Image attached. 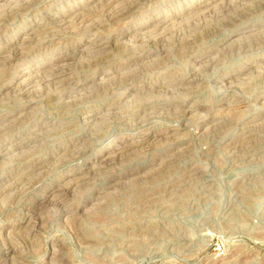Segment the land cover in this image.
Wrapping results in <instances>:
<instances>
[{"label": "rangeland", "instance_id": "rangeland-1", "mask_svg": "<svg viewBox=\"0 0 264 264\" xmlns=\"http://www.w3.org/2000/svg\"><path fill=\"white\" fill-rule=\"evenodd\" d=\"M79 1L22 0L0 8V56L13 40L34 37L3 65L0 152L3 143L40 135L0 154V264H264V0L212 16L207 0H122L95 7L83 23L57 22L93 4ZM187 7L207 15L201 27L189 23L159 43L132 36L162 18L187 16ZM130 27L134 32L125 34ZM37 28L43 31L33 33ZM97 35L112 45L93 54L78 48ZM158 51L160 58L143 57ZM58 57L71 71L57 86L2 91L6 81ZM244 66L245 73L221 77ZM188 71L200 79L182 87L163 83ZM110 76L114 85L106 88ZM83 83L89 87L73 93L80 96L65 94ZM232 99L243 103L231 106ZM90 110L101 114L87 119ZM165 128L176 134L108 156ZM149 161L145 170L115 179ZM110 180L116 184L100 190Z\"/></svg>", "mask_w": 264, "mask_h": 264}, {"label": "bare ground", "instance_id": "bare-ground-1", "mask_svg": "<svg viewBox=\"0 0 264 264\" xmlns=\"http://www.w3.org/2000/svg\"><path fill=\"white\" fill-rule=\"evenodd\" d=\"M22 1V0H20ZM19 0H0V8L3 7V10L6 9L5 11H7L8 8H13L14 5L18 4V2L20 3ZM83 2L84 0H80L79 2ZM124 1V0H123ZM244 1H247V0H207L206 2V5H205V9L209 12V16L211 15H214V14H219V13H224V12H228V11H231L234 7H236V3H239L242 4V2ZM4 2H6L4 4ZM78 2V3H79ZM203 2V1H202ZM3 3V4H2ZM90 3H93L92 5L88 6V7H85L83 10L77 12V13H73L70 17H64L62 20H59L60 17L64 16L63 14L60 15L59 19L57 20V22L59 21L60 23H62L63 25H65L66 27H69L71 25V22L73 21H79L80 23H83L85 21H88L90 20L91 18H93L95 16V13L97 12V9L95 7H100V8H103L105 10L109 9L110 7H112L115 3H117V5H121L123 2L122 0H89L87 2H84L83 4H81L80 6L83 7L85 5H88ZM15 5V6H16ZM124 5V4H123ZM238 5V4H237ZM116 6V5H115ZM114 6V7H115ZM204 6V4H203ZM80 7V8H81ZM188 8V7H187ZM197 8V7H196ZM200 8V7H198ZM203 7H201L202 9ZM113 9V8H112ZM123 9V8H122ZM2 10V9H1ZM119 11V10H118ZM121 11V10H120ZM187 13V16H184V17H179V18H176L174 21H172V18H169V20H165L167 17L165 18H162L160 19V21L158 22H155L154 24L152 25H149V27L144 30L143 32L141 31H137L135 34H133L132 36L134 38H140V39H144L145 42L147 41H152V42H156V43H159L161 40H162V37L167 34L168 32H176V30H179L180 28L184 27L185 25L187 24H195L197 26V24L201 23L202 22V19H204L205 16L207 15H202V17L200 16V10L199 11H195V10H191V8H188L187 10H185ZM3 12V11H2ZM9 12V11H8ZM99 12V11H98ZM123 14V13H122ZM97 15V14H96ZM101 15V13H100ZM177 16H180V15H177ZM77 18V19H76ZM206 18V17H205ZM71 20V21H70ZM37 21V20H36ZM176 23V24H175ZM203 23L200 24V27ZM60 25V24H59ZM87 25V23L85 24ZM178 25V26H177ZM191 25V26H192ZM189 26V25H188ZM187 26V27H188ZM194 26V25H193ZM195 27V26H194ZM193 27V28H194ZM199 27V25H198ZM246 28V26H245ZM244 28V29H245ZM135 28L134 27H130L128 28L127 32L125 34H129L131 32H134ZM181 30V29H180ZM241 30V28L237 27V28H233V30L231 31V34L229 35V38L227 40H229L231 38V36L233 34H235L237 31ZM43 29L41 28H37V29H34L33 30V33H40L42 32ZM183 31V30H182ZM180 32V31H179ZM100 34V33H99ZM252 36V35H251ZM28 37V38H27ZM25 39H22V43L20 44H16L18 41L17 39L13 40L12 43L9 44L8 47H11L10 49H7L8 47L6 48H2L3 51H7V54L4 55V56H0V79L3 80L4 76H7V71H6V65L3 66L4 64H6L7 62H10L14 59L15 55L22 51L23 48L25 47H29V45L26 43V40H32L34 37L32 34H29ZM245 38V37H244ZM249 38V37H248ZM164 39V38H163ZM233 41V40H232ZM144 42V41H143ZM113 43V40H105L103 37L101 36H93V37H88L86 38L84 41H82L79 45H78V48H82L84 49V51H89V53L93 54L95 52H101L105 49H108ZM77 49V48H76ZM214 49H211L209 51H205V52H201L199 55H198V58H203L205 56H210L212 54V52ZM2 51V52H3ZM75 52V51H74ZM73 54V52H72ZM78 54V53H77ZM103 54V53H102ZM160 54H161V51H158L156 53H152V52H148V53H145L143 55V57H147V59L149 57H153V56H156V57H159L160 58ZM10 55V56H9ZM71 55V54H70ZM98 55V54H96ZM61 57H64V56H61ZM61 57H58L56 58V60L52 61L51 63L48 62H43V63H40L38 66L36 65L35 68H33V66L31 67V69L28 71V72H24L22 74H18L16 75L14 78H12V81H6V83L2 84L3 85V88H2V91L5 92L6 90H14L16 92H20V93H25L26 91H28V89H30L31 87L33 86H36V85H46V86H52L53 84H55L57 86V83L64 79L65 75L67 73H69L71 70L69 69L70 67H67L65 65H62V63H59L57 60L60 59ZM75 57V56H74ZM218 57V56H217ZM76 58V57H75ZM74 58V59H75ZM102 58V57H100ZM212 58H216V57H212ZM155 59V58H154ZM211 59V58H210ZM143 60V59H142ZM56 61V63H55ZM96 65V64H95ZM108 65V64H107ZM110 65V64H109ZM203 65V64H202ZM201 65V66H202ZM104 66V65H103ZM200 66V67H201ZM247 66H244V68L240 69V70H237L236 72H231V73H227V74H224L222 75L221 77L222 78H226V79H231L232 77H234L235 75L239 74V73H245V71L247 70L246 69ZM112 68V67H111ZM253 68V67H252ZM8 70V69H7ZM113 70V69H112ZM104 71H103V68L101 66L100 69H98L97 71H95V74L96 75H93L95 78L96 76H98L99 74H102ZM112 72V71H111ZM116 72V71H115ZM114 72V73H115ZM120 73V71L118 72ZM193 72H190L188 71L187 73H185V76L182 78V79H170L169 80H166L165 82H163L164 84H170V85H167V86H171V84L173 82H181L180 85L181 87L188 84V85H192L194 84L198 79H200L199 75L195 76V77H191L193 76L192 74ZM198 73V72H197ZM109 74V73H108ZM114 75V74H113ZM112 75V77H113ZM117 75V74H116ZM119 75H123V74H119ZM246 75V74H245ZM67 76V75H66ZM108 76V75H107ZM180 76V75H179ZM183 76V75H182ZM111 76L110 77H106L105 81H103L104 83L106 82L105 84V87L108 86V85H114V82H110L112 78ZM172 78V77H171ZM97 79V78H96ZM0 80V81H1ZM95 81V80H94ZM232 81V80H231ZM5 82V81H3ZM102 82V83H103ZM86 83V82H85ZM75 84V85H72L70 87H67L65 88V94L69 95V97L71 99L77 97V96H80L81 94H76L74 95L73 93L74 92H81L82 90L86 89L88 86V84ZM116 83V82H115ZM155 84V83H154ZM176 84V83H175ZM93 86L95 85H98L96 82L92 84ZM151 84L149 85H142V86H138V88L140 89H145V88H148L147 86H150ZM165 86V85H164ZM173 86V85H172ZM111 87V86H110ZM154 87V86H153ZM16 88V89H14ZM107 88V87H106ZM153 89V88H152ZM137 90V87H132L128 94H133V92H135ZM140 93L142 92L141 90H139ZM153 91V90H152ZM166 91V90H165ZM148 92V91H147ZM140 93H137L136 95L140 94ZM158 93V92H157ZM127 95V94H126ZM135 95V94H134ZM133 96V95H131ZM264 97V93H262L260 95V98H263ZM156 102V101H154ZM153 102V103H154ZM158 102V101H157ZM201 105L200 107H203V106H207V105H211L213 104L214 102L212 100H209V101H206L204 103L200 102ZM243 103L240 99H232L231 102H229V105H237V104H241ZM112 104H115V103H112ZM151 104V103H150ZM147 105V104H146ZM152 105V104H151ZM158 104H155L153 105L152 107H157ZM169 106V105H168ZM224 106V105H223ZM147 107V106H146ZM150 107V106H149ZM151 107V108H152ZM167 107V106H166ZM183 107V106H182ZM186 107V106H185ZM113 107H109L108 109H113ZM162 108V107H161ZM184 108V107H183ZM188 108V107H187ZM157 110V109H156ZM170 110V109H169ZM182 111V108L180 109ZM179 110V111H180ZM180 111V112H181ZM101 112V111H100ZM99 111H94V110H90V111H85L84 114L87 116L86 118L87 119H94L96 120L97 116H100V113ZM156 112V111H155ZM179 112V113H180ZM184 112V111H183ZM112 111H109L108 114L111 115ZM115 113V112H114ZM114 113H112L114 115ZM116 114V113H115ZM104 115H107V114H104ZM211 120H216L215 117H212L210 118ZM256 119H258L257 117H251L248 121L249 122H252V121H255ZM4 122V121H3ZM48 127V126H54L55 123H52L50 122V124H47V122L45 123ZM5 125V124H4ZM4 125L2 124L0 126V130L4 127ZM42 127V126H41ZM40 127V128H41ZM49 131V130H48ZM43 133V132H42ZM171 134H176V129L174 128H165V129H158V130H154L153 132H147L143 135V137H141L140 139H137L136 141H132L130 143H126L124 145H122L121 147L115 149L114 151H110V153L108 154V156L110 157H115L117 158V156H119L120 154L122 155L124 152H128V150H130L131 148L133 147H137V146H140V145H143L144 143L146 142H149L153 137H157L159 135H168L170 136ZM38 137H40V135H32L30 137H27V140L26 142H18V143H15V144H12V142H8V145L7 146V143L4 144L1 146L2 149H1V152L0 154L2 155H8L12 152H14L15 150H17L18 148H20L22 145L24 146L27 145V144H30V143H33L35 142ZM250 137V136H249ZM248 140V139H246ZM250 141V140H249ZM251 144V143H250ZM257 146V145H256ZM254 151V150H253ZM66 152V151H64ZM241 158V157H240ZM103 161V160H102ZM99 162V163H94V165H90L89 164V168H97V167H100L102 165H104L106 163V161H104V163ZM109 162V161H108ZM112 163V162H110ZM151 164V161L149 162H145L133 169H131L130 171L128 172H123L121 173L119 176L115 177V179H121L128 176V175H131L135 172H140L142 170H145L147 168L148 165ZM87 166V165H86ZM34 166H32L33 168ZM35 168V167H34ZM82 168V167H81ZM84 169V167H83ZM190 169V168H189ZM36 170V169H35ZM81 170V169H80ZM87 170V169H86ZM91 170V169H90ZM197 170V169H196ZM89 171V170H88ZM93 171V170H92ZM96 171V170H95ZM94 171V172H95ZM31 172V171H30ZM195 172V171H194ZM198 172V171H197ZM196 172V173H197ZM189 173H192L191 171H188L187 173V176ZM195 174V173H194ZM198 174V173H197ZM196 175V174H195ZM193 176V175H192ZM87 176L86 174L85 175H80L78 178H70L68 180V183L65 185V187L68 185H71L72 183H76L77 180H82V179H85ZM113 178V177H112ZM198 178V177H197ZM31 179V178H29ZM187 179V178H186ZM192 179V178H191ZM111 181V180H110ZM118 181V180H117ZM67 182V181H66ZM115 182V181H114ZM113 181H111L110 183H107L106 186L102 187L100 190H103L104 188H107L109 186H114L116 184V182L114 183ZM60 186H63V185H60ZM72 187V186H71ZM60 188V187H59ZM63 187L60 188V190L62 189ZM63 190V189H62ZM61 196V195H60ZM102 196V194H101ZM59 197V196H57ZM96 197V196H95ZM62 198V197H61ZM93 199V198H92ZM43 199H41L37 205L41 204L43 201ZM149 200V199H148Z\"/></svg>", "mask_w": 264, "mask_h": 264}]
</instances>
